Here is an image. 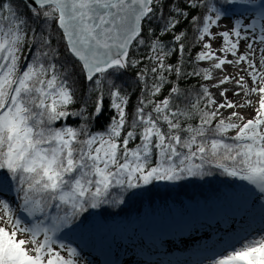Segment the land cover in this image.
Listing matches in <instances>:
<instances>
[{
  "label": "snow or ice",
  "instance_id": "snow-or-ice-1",
  "mask_svg": "<svg viewBox=\"0 0 264 264\" xmlns=\"http://www.w3.org/2000/svg\"><path fill=\"white\" fill-rule=\"evenodd\" d=\"M130 70L135 103L118 82ZM193 76L209 83L180 86ZM214 170L264 201V0H0V264H87L62 234L90 209ZM255 211L259 228L208 264H264V202Z\"/></svg>",
  "mask_w": 264,
  "mask_h": 264
},
{
  "label": "trees",
  "instance_id": "trees-1",
  "mask_svg": "<svg viewBox=\"0 0 264 264\" xmlns=\"http://www.w3.org/2000/svg\"><path fill=\"white\" fill-rule=\"evenodd\" d=\"M22 11H26V9H22ZM199 11L202 12L203 9H200ZM164 13L165 15L168 14L167 7L164 9ZM35 26L39 27V25ZM151 26L156 29L157 34H159V22L153 19L151 21ZM145 29H147V24H145ZM181 29L186 32V37L183 39V42L186 45V53L182 59L187 61L184 65L185 70L191 71L193 61L195 60L196 53L200 50V47L199 44L193 46L195 32L187 21L181 23L176 34H179ZM49 30L56 32L57 35H59L55 22H51ZM162 38L167 44L172 39V35H164ZM141 51L143 53L147 50L142 49ZM131 55L137 54L133 52ZM172 59L174 60L175 57ZM146 63L147 61L144 62V64ZM144 64H142L141 67H143ZM134 76L135 72L130 70L128 74L120 77V81H118L123 82L124 88L131 93L132 103L136 102L137 96L140 95L141 91L140 87L133 79ZM169 78L171 79V76ZM202 81V79L193 76L182 80L180 86L185 89L199 88ZM169 88L170 85H166L164 91L157 97V99H163L168 94ZM80 95H82V89L80 90ZM76 107H79V104L76 105ZM67 123L75 126L78 121L75 117H72L69 118ZM106 123V119L102 122H97L93 127V131L102 130L103 125ZM133 192L134 194H132ZM113 194L119 196L120 192L119 190H114ZM252 198L256 199L257 203L263 202L257 198L255 190L252 186L248 185L247 182L225 176L214 170V175L203 179L195 178L182 182L158 181L140 189L131 190L129 193L124 194V203L103 205L99 209H90L80 218L76 226L93 223L96 228L97 236L100 239L99 245H102L105 237L112 231V228L116 224L122 222V224L128 225L131 219H134L137 223L139 221H144L149 225L158 205L166 202L189 206L194 211V217H198L215 211L225 213L226 200H230L235 206L242 209L249 204ZM202 202L209 204L207 212L200 209V204ZM180 221L183 220L179 216H173L170 218L169 223L180 224ZM106 248L107 247H105V249Z\"/></svg>",
  "mask_w": 264,
  "mask_h": 264
},
{
  "label": "bare ground",
  "instance_id": "bare-ground-1",
  "mask_svg": "<svg viewBox=\"0 0 264 264\" xmlns=\"http://www.w3.org/2000/svg\"><path fill=\"white\" fill-rule=\"evenodd\" d=\"M228 25V21L222 23V26ZM215 46L216 45H214V47ZM199 64L202 67H209L208 62ZM233 70L234 69L231 67L228 68L229 73ZM204 83L209 82L205 81ZM225 87L230 88L231 85H225ZM211 91L218 96L217 89L212 88ZM229 98H233L231 92L229 93ZM245 114L252 115L253 113L251 109H248ZM225 115H227V113H225ZM166 208L169 209L168 206ZM157 216L160 224H158L157 228L153 226L154 230H151L148 233L141 230H138L141 231V233L118 230L112 237L115 243H111L110 246L109 241L106 242L107 245L109 244L112 253L109 254L108 247L107 252L103 255L99 254L98 257V254H95L98 262L104 264V260H106V257L109 255L111 256V261H116L117 259V262L122 264L127 263L128 261L126 260L129 257L135 256H144L147 260L156 257L152 259L154 262L173 261L182 258L183 256L187 258L205 257L211 252L214 253L216 249L223 245L224 242L222 241L228 237L231 229L233 231H242L244 229L243 223L246 220L245 217L239 219L235 216H227L225 218L219 216L209 220L206 218L201 220L195 219L191 223H186L189 224L188 227L179 230V226H186V224L180 225L181 223H170L169 226H174L173 228L169 227L170 229H168L167 227L166 229H162L159 226L161 225V220L163 221V216H167L166 211H159ZM169 222L170 218L168 220V223ZM153 225H156L155 220ZM163 226L164 225H162V227ZM143 234H145V236H143ZM92 237L93 236L89 231L86 232L84 229H79L78 234H75L74 236V241L83 248L84 253L89 254L93 251L91 245ZM98 245L99 244H97V247Z\"/></svg>",
  "mask_w": 264,
  "mask_h": 264
},
{
  "label": "rangeland",
  "instance_id": "rangeland-1",
  "mask_svg": "<svg viewBox=\"0 0 264 264\" xmlns=\"http://www.w3.org/2000/svg\"><path fill=\"white\" fill-rule=\"evenodd\" d=\"M228 15H232L231 12L228 13ZM227 21V20H225ZM225 21H222L225 22ZM231 24L229 23L228 27H230ZM213 31H217V29H213ZM199 63H203V62H196V64L199 67L200 66ZM205 81H202L201 84H204ZM8 195H14V193H9ZM264 202V201H263ZM262 203V202H261ZM259 202L257 203L256 199L252 198V200L249 202V204L244 207V208H240L235 206V204H233L230 200H226L225 201V213H221L219 211H215L212 213H208L207 215H203V216H198V217H194V211L191 207L186 206V205H176V204H172L170 202H166L163 204L158 205L155 214L153 215V218L150 222L149 225L146 224V222L144 221H139L138 223L136 222V220L131 219L130 223L128 225L126 224H122L118 223L116 224L113 228L112 231L105 237V240L103 241V244L98 245L97 244L100 243V239L97 236L96 233V228L95 225L93 223L90 224H86L88 226H76L75 228H72L71 230H66L65 233H63L62 235L64 236L66 242L71 243L73 246L78 247V249L81 251L82 257L84 261H87V264H100L97 260V257L95 256V254H99L103 255L104 253L107 252L109 244L111 246V243H115V241H113L112 237L113 235L118 231V230H123V231H128V232H139L141 233V231H144L146 233L150 232L151 230H154L153 226L155 228L158 227L159 220H158V213L159 211L161 212H165L166 211V215L167 216H163V221L161 220V225L159 226L162 229H166L168 227V229H170L169 227L173 228L174 226H169L170 223H168L169 218L173 217V216H179L183 221H180V225L186 224V223H191L192 221H194L195 219H211L214 217H227V216H235L238 217L239 219L241 217H245L246 220L243 223V227L245 228H259V213L258 211H255L256 208H258L259 206ZM168 206L169 209H167L166 207ZM200 209L204 212H207L209 209V204L202 202L200 204ZM168 210V211H167ZM167 217V218H166ZM189 219H188V218ZM205 219V220H206ZM141 220V219H140ZM155 220V224L153 225V222ZM207 221V220H206ZM158 222V223H156ZM84 225V224H83ZM125 225V226H124ZM162 225H164L162 227ZM189 224H186V226H179V230H182L184 227H188ZM79 229H84L86 232L89 231L92 234V253H84L83 252V248L77 244L74 241V236L75 234H78V230ZM161 229V230H162ZM141 230V231H138ZM160 230V231H161ZM172 231V230H169ZM98 232V231H97ZM241 231H233L232 229L229 231L228 237L223 240L222 242H225L229 239H231L232 237H234L236 234L240 233ZM143 236H145V234H143ZM109 241V244L107 246L106 242ZM224 244V243H223ZM105 247H107L105 249ZM112 253V250L109 247V254ZM156 257H152L150 260H147L144 256H135V257H129L126 261H128L127 263H123V264H208V260L210 258H213V253L211 252L210 254H207L205 257H201V258H187L185 256H183L182 258L179 259H175L173 261H158V262H154L152 259H154ZM104 264H122V263H118L117 259L116 261H111V256H107L106 260H104Z\"/></svg>",
  "mask_w": 264,
  "mask_h": 264
}]
</instances>
